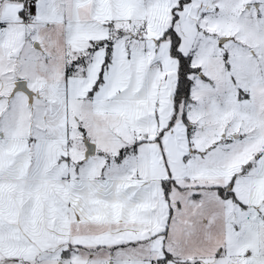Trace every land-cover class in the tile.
<instances>
[{
    "label": "snow or ice",
    "instance_id": "6c2138e0",
    "mask_svg": "<svg viewBox=\"0 0 264 264\" xmlns=\"http://www.w3.org/2000/svg\"><path fill=\"white\" fill-rule=\"evenodd\" d=\"M0 264H264V0H0Z\"/></svg>",
    "mask_w": 264,
    "mask_h": 264
}]
</instances>
